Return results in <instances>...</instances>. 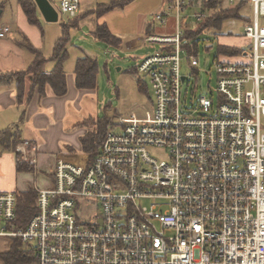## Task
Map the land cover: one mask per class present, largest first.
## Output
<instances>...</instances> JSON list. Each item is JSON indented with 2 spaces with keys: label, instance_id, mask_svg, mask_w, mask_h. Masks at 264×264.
<instances>
[{
  "label": "built area",
  "instance_id": "obj_1",
  "mask_svg": "<svg viewBox=\"0 0 264 264\" xmlns=\"http://www.w3.org/2000/svg\"><path fill=\"white\" fill-rule=\"evenodd\" d=\"M247 2L249 46L241 61L219 56L217 87L200 96L183 89L180 64L187 51L199 69L185 27L207 15L181 18L188 1L173 0L156 16L163 26L174 18V31L150 35L144 43L160 49L133 69L152 87L151 106L114 122L92 157L58 160L52 186L34 184L24 227L17 194L0 192V237L21 240L34 264H264V0ZM79 10V0H61L58 11L74 19ZM9 32L0 26V38ZM17 151L37 165L34 145Z\"/></svg>",
  "mask_w": 264,
  "mask_h": 264
},
{
  "label": "crops",
  "instance_id": "obj_2",
  "mask_svg": "<svg viewBox=\"0 0 264 264\" xmlns=\"http://www.w3.org/2000/svg\"><path fill=\"white\" fill-rule=\"evenodd\" d=\"M79 1L80 8L83 3V9L85 8L84 12L86 13L83 15L78 13L79 24L75 28H70V41L71 30L80 29L79 25L83 22L89 27V33L92 36L98 25H106L110 33L121 40L120 45H114L116 48L121 47L123 39L140 40L139 43L144 45V41L150 35H166L174 31V18L164 26H157L156 23V16L165 12L173 0ZM187 1L189 4L188 10H192L195 12L193 14H196L199 11L201 12V2L206 0ZM190 1L195 2L192 4ZM240 1L242 0H238V2ZM243 1L245 4L244 8L251 7L247 2L248 0ZM51 2L59 10L61 0H51ZM238 2L231 5L230 0H226L225 6L232 8L238 5ZM123 3L125 5L120 6ZM110 5H115V8L102 15H97L96 10L98 11L99 9V13H102L101 10ZM85 15L87 16L85 17ZM94 16L97 19H94ZM243 16L249 18L250 21L252 20L250 15ZM43 20V17L40 16L39 26L31 25L18 0H0V26L10 28L7 37L0 38V75L24 71L34 62L36 55L31 54L26 49V44L32 45L37 52L42 54L46 60L44 64L45 71L50 72L55 68L54 54L58 50V39L64 34V26L62 25V36L58 38L59 34L53 40L52 51H54L47 58L44 52L47 42L45 40ZM241 23L245 28L249 22L241 20ZM94 38L96 39V37ZM219 40L222 41V43L219 41L220 46L229 48L245 50L249 46V41L243 35L233 37L232 33L229 32L228 36L222 35ZM70 41L66 45L68 52ZM221 56L228 62L241 61L238 57ZM79 58H82L81 54L77 57V60ZM65 63L67 93L62 96H58L50 86H46L44 95L40 93L39 88H36L33 90V96L28 103L18 104L15 84L0 83V132L10 128H18L22 141L34 145L37 149V165L33 166L37 171L26 173L18 172L16 157L13 152L0 151L2 153L0 155V192H15L17 197H19V194L31 190L35 182L41 187L49 188L52 186V172L58 160L75 161L78 158L84 159L82 156L85 155V152L83 151L81 140L88 131L85 125L86 121H94V115L98 109L97 88L94 90L78 89L75 84V67L71 74H67ZM137 87L142 93L138 84ZM29 88L31 89V87ZM140 109L141 107H137L134 110L140 111ZM127 115L129 114L120 118ZM99 119L110 121L109 129L115 124L106 115ZM26 179L28 181L25 182Z\"/></svg>",
  "mask_w": 264,
  "mask_h": 264
},
{
  "label": "rangeland",
  "instance_id": "obj_3",
  "mask_svg": "<svg viewBox=\"0 0 264 264\" xmlns=\"http://www.w3.org/2000/svg\"><path fill=\"white\" fill-rule=\"evenodd\" d=\"M86 10L88 11V9ZM84 11L85 8L83 9L82 3L79 15L85 14L86 12ZM193 13L195 12L192 10H186L181 14V18L190 17ZM204 13L207 16L209 15V11L204 10ZM211 13L213 14L215 12L212 11ZM241 13L245 16L250 15L251 18H253V11L251 7L244 8ZM87 15H85V17ZM94 19H97V17L94 16ZM69 20H73V18L61 12L59 14V21L56 23H48L45 21V19L43 20L45 40L47 42V46L44 52L47 58H49L54 51H52L53 40H55L56 36H58L59 34L60 36L58 38L62 36V25L69 22ZM188 24H190L189 28L192 31H197L202 25L201 23L192 19L188 22ZM261 24L264 26V18L261 19ZM159 25L160 24L157 23V26ZM79 26L81 27L80 29H73L70 32L71 41L68 46L70 57L65 63V70L67 74H71L73 72L77 57L80 54L81 57L90 56L94 59H97L100 64L97 77L98 87L96 89L99 105L94 115V121H86L85 125L88 128V131L86 132L87 135L97 129L98 118L105 117L106 115L111 119V122H119L118 120L121 116L130 114V112L137 107L151 106L150 98H152V100L154 99L152 87L150 86L149 82L146 81V92L142 91L141 93L137 87V84L139 85V81L137 79L138 75L136 73H133V69L138 65V61L140 58L159 50L160 45H151L148 43L142 45L141 43H139L140 40L123 39L121 47L116 48L115 46H110L105 42L97 41L89 33V27L86 23H80ZM228 32L232 33L233 37H237L240 35L242 36L244 34V26L241 23V20L231 19L225 21L223 23L220 36L214 37L211 31L207 32L208 35H201V41L199 42L198 47L199 69L197 71H191L188 61L189 53L187 51H183L181 53V73L182 75H186L188 77V83L183 87L185 91L191 90L196 92L197 96H200L208 94L209 86L213 88L217 87V74L215 67L217 59L219 57V55L217 54L219 48L218 46H220L219 38L222 35L228 36ZM210 34L212 36H210ZM220 43H222V41H220ZM209 47H212L211 49H209L210 51H208ZM31 86L32 84L30 82V79H28L26 91H28L30 89L29 87ZM117 90L119 91L118 93ZM108 105H110V107H108ZM108 123H110V121H108ZM0 151L4 150L0 147ZM0 155H2L1 152ZM36 171L37 170L35 169V172ZM26 181H28V179H26L25 182ZM151 204L152 201L143 202V205L148 208H150ZM12 243L13 242L11 238L0 237V253L7 252L13 245ZM0 264H4L1 259Z\"/></svg>",
  "mask_w": 264,
  "mask_h": 264
},
{
  "label": "trees",
  "instance_id": "obj_4",
  "mask_svg": "<svg viewBox=\"0 0 264 264\" xmlns=\"http://www.w3.org/2000/svg\"><path fill=\"white\" fill-rule=\"evenodd\" d=\"M51 1V0H50ZM22 7L29 24L39 26L41 13L34 0H18ZM192 4L195 1H190ZM201 11H209L208 18L202 22L200 28L197 31H192L186 23L185 34L186 38L194 41L196 52H198V43L201 35H208L207 32L211 31L214 37L221 35L223 23L231 19H240L250 22L249 18L244 17L241 12L245 4L239 3L235 7H225L226 0H206L201 2ZM125 5L124 3L120 6ZM115 8V5L106 6L103 8L102 13L99 10L96 11L97 15L108 12L110 9ZM215 13H211V12ZM100 15V16H101ZM99 16V17H100ZM79 24V17L64 23V34L58 40V50L54 54V61H56L55 68L47 72L44 70V64L46 60L42 54L37 52L32 45L26 44V49L35 56L34 62L24 71L7 73L0 75V83L10 84L14 83L17 90L18 104L28 103L32 96L33 90L39 88L42 95L45 94L46 86H50L58 96L65 95L67 93L66 74L64 71V63L69 57V52L66 45L70 41V28H75ZM210 34V36H212ZM98 41L107 43L110 46L120 45L121 40L112 35L106 25H98L93 33ZM218 55H225L229 57L239 56L243 50L237 48H229L225 46H218ZM212 47L208 48L211 49ZM219 58V57H218ZM99 73V62L89 56L79 58L75 66V84L78 89L81 90H94L98 87L97 77ZM31 80V89L26 91L27 80ZM139 81L141 91L147 89V83ZM97 129L85 135L82 140V148L85 154H97L101 147L102 141L109 129V123L106 119H99ZM22 139L19 135L18 128H10L0 132V147L9 152H13L16 157L18 172H33L35 167L33 165L22 162L20 160L21 154L18 153L17 147L22 143ZM34 188L27 192L19 194V203L17 208V219L19 227H24L28 221L35 215V201L36 194ZM13 245L5 253H0V259L4 264H34L36 259L33 251L29 250L21 240L15 239L12 241Z\"/></svg>",
  "mask_w": 264,
  "mask_h": 264
},
{
  "label": "water",
  "instance_id": "obj_5",
  "mask_svg": "<svg viewBox=\"0 0 264 264\" xmlns=\"http://www.w3.org/2000/svg\"><path fill=\"white\" fill-rule=\"evenodd\" d=\"M42 17L48 23L59 21V11L50 0H34Z\"/></svg>",
  "mask_w": 264,
  "mask_h": 264
}]
</instances>
